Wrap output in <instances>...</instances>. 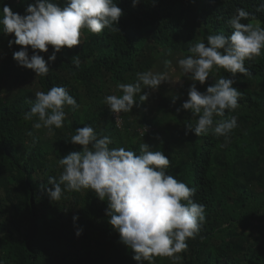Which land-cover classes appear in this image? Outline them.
Instances as JSON below:
<instances>
[{
	"label": "trees",
	"instance_id": "1",
	"mask_svg": "<svg viewBox=\"0 0 264 264\" xmlns=\"http://www.w3.org/2000/svg\"><path fill=\"white\" fill-rule=\"evenodd\" d=\"M54 2L68 6V0ZM114 2L123 12L113 26L118 30L106 28L99 35L84 30L81 45L57 53L46 77L19 66L13 53L21 46L9 47L14 34L0 33V264H138L110 225L107 202L94 191H66L59 201L46 192L48 178L62 172L59 159L81 150L70 138L85 124L109 136V147L140 154L145 142L162 151L170 159L169 174L196 189L193 200L205 206L206 222L187 240L181 264H264V55L245 61L250 75L234 78L240 107L226 110L223 119L237 116L238 127L227 144L211 132L196 136L186 129L197 119L182 109L189 78L161 84L148 101L121 114L119 127L103 103L107 95H120L117 84L134 82L136 73L163 71L164 59L179 71L177 59L189 55L193 44L207 43L209 34L230 35L227 21L237 8L251 14L243 23L264 27V10H257L264 0H141L136 7L132 0ZM29 4L35 0H0V10L8 5L24 15ZM167 49L171 56L164 55ZM52 51L49 46L40 55L47 61ZM212 75L204 85L196 82L199 91L215 79L233 78L223 69ZM53 86L65 87L80 109L66 107L64 126L49 134L33 128L36 118L25 121L23 114L37 91ZM7 88L18 92L7 97ZM173 96L179 97L175 103ZM77 229H83L79 236ZM155 264L171 261L157 257Z\"/></svg>",
	"mask_w": 264,
	"mask_h": 264
},
{
	"label": "clouds",
	"instance_id": "2",
	"mask_svg": "<svg viewBox=\"0 0 264 264\" xmlns=\"http://www.w3.org/2000/svg\"><path fill=\"white\" fill-rule=\"evenodd\" d=\"M140 2L132 0V6ZM257 10H264V2ZM122 15V9L114 0H68L64 8L54 0H35L24 15L4 5L0 10V33L14 34V39L8 41L9 47L21 46L13 53L19 66L33 70L36 76L46 77L50 72L48 64L56 60L57 53L65 47L72 49L81 45L84 30L96 35L106 28L118 30L113 26ZM250 16L243 8H237L227 21L232 29L230 35L209 34L207 43L196 42L189 48V55L177 59L182 76L193 81L182 109L197 118L194 127L186 124V129L196 136L211 132L223 137L227 144L238 127L237 116L223 119L226 110L235 112L240 107L241 92L233 86L234 78L237 74L250 75L245 61L264 55V27L259 23L242 22ZM49 46L53 51L46 61L40 53H47ZM164 55L171 56L172 50L167 49ZM73 62L78 68L79 59ZM162 63L163 71L138 72L134 82L117 84L120 95L104 97L103 103L115 116L118 127L122 126L121 114L131 113L134 107L148 101L162 83L181 82V77L174 75L177 68L172 61L164 59ZM220 69L233 78L215 79L204 92L197 89L196 82L204 85L212 73ZM177 99L178 96H173L172 102ZM30 103L32 106L23 114V119L36 118L33 128H46L49 134L53 128L64 126L66 107L72 112L80 109V104L63 86H53L47 92L37 91L35 100ZM70 143L81 146V150L59 159L62 168L59 178L50 176L47 181L51 185L46 188L50 199L59 201L66 191L90 189L101 201L107 202L109 223L119 233L121 242L133 251L132 258L138 264H155L157 257L169 258L171 264H181L179 254L187 250V240L199 234L206 214L205 206L193 200L196 189L169 174L170 159L145 142L140 145V154L124 147H109L112 139L99 135L91 124L77 128ZM78 219V216L73 217L74 222ZM82 231L77 229L76 235H81Z\"/></svg>",
	"mask_w": 264,
	"mask_h": 264
},
{
	"label": "rangeland",
	"instance_id": "3",
	"mask_svg": "<svg viewBox=\"0 0 264 264\" xmlns=\"http://www.w3.org/2000/svg\"><path fill=\"white\" fill-rule=\"evenodd\" d=\"M174 75H175V76H180V77H181L182 82H181L180 84L184 83V82L188 79L187 76H184V77H183L182 74H180V72L178 71V69L176 70V72H175ZM191 82L193 83L192 80H191ZM162 84H163V83H162ZM197 84L200 85L199 82H197ZM174 86H175V84H174ZM34 88H37V86H34ZM17 92H18L17 90H16L15 92L9 91V89L7 88V89L5 90V93H4V94H6L7 97H10V96H15V94H16ZM122 124H123V120H122Z\"/></svg>",
	"mask_w": 264,
	"mask_h": 264
},
{
	"label": "crops",
	"instance_id": "4",
	"mask_svg": "<svg viewBox=\"0 0 264 264\" xmlns=\"http://www.w3.org/2000/svg\"><path fill=\"white\" fill-rule=\"evenodd\" d=\"M199 90V89H198Z\"/></svg>",
	"mask_w": 264,
	"mask_h": 264
}]
</instances>
